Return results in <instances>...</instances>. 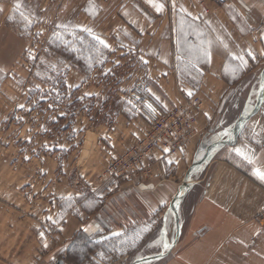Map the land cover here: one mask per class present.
Wrapping results in <instances>:
<instances>
[{
    "label": "rangeland",
    "instance_id": "1",
    "mask_svg": "<svg viewBox=\"0 0 264 264\" xmlns=\"http://www.w3.org/2000/svg\"><path fill=\"white\" fill-rule=\"evenodd\" d=\"M123 1L0 0V202L9 207V222L24 218L10 226V248L23 230V264H264V182L253 174L264 171V97L256 95L264 55H243L242 70L227 56L223 73L232 84L219 99L204 90L181 99L190 93L184 83L199 86L208 70L207 61L190 60L205 58L206 50L170 45L169 61H160L162 47L150 46L168 40L160 30L137 35L118 16L104 22ZM213 1L212 13L226 19L232 0ZM174 16L176 41L194 30ZM258 16L248 15L249 42L264 25ZM82 33L108 45L103 63L96 46L74 60ZM197 35L207 39L204 31ZM53 36L70 47L55 50ZM204 104L211 115L200 131ZM192 144L191 162L174 163L175 153ZM193 161L200 162L182 188ZM217 166L228 172V185L248 183L251 196L223 185L202 195ZM200 197L228 213L238 204L254 221L218 238L217 230L194 223L217 208L199 205Z\"/></svg>",
    "mask_w": 264,
    "mask_h": 264
},
{
    "label": "crops",
    "instance_id": "2",
    "mask_svg": "<svg viewBox=\"0 0 264 264\" xmlns=\"http://www.w3.org/2000/svg\"><path fill=\"white\" fill-rule=\"evenodd\" d=\"M97 2L99 3V1ZM155 2L162 3L164 5L162 11L157 12L152 4L148 2V0H125L113 6L112 10L109 11L110 16L106 18L104 22H107L110 19H114L115 16H118L119 19L123 21L122 26H127V29L133 31L137 35H142L143 31L150 27H155L156 29L160 30L161 39L168 40L158 41L153 39V41L150 42V46L162 47L156 52V54L159 53L157 55V59L162 62L169 61V58L167 57L169 49L167 47H169L170 45H199L203 47L204 51L206 50V53H209L210 56L206 55L205 58H193L190 60L198 62L207 61L208 65L206 66V68H208V70L203 71L201 77L202 80L200 81L199 86L191 87L188 84L184 83V85H186L187 87L186 90L189 91L190 94H188V92L187 95L182 94L181 99L184 98L186 100H190L192 99L190 95H192L193 93H198L202 90L207 93L206 96H208L210 100L211 97H218L219 99V97H221L225 93V91L229 90L228 88H230V85L232 84L230 79L223 73V68L226 63L227 56L232 57L233 55H245L249 52L250 49H252L250 52L253 55H264V37L262 41H260V36L263 32L264 25L256 27V32L257 34H259V36L257 35L256 37V35H252V40L254 43L249 42L245 39V36L249 31L248 27L250 25L248 15L254 13L255 15H259L258 17H264V0H232L231 2H227L225 10L226 19L216 17L215 13H212L210 8L216 7L213 0H155ZM177 14L180 15L181 19L186 23L183 29H186L187 31L192 29L194 31L182 37V39L179 38L174 41L175 36L173 34L177 29V19H175L174 15ZM156 18L159 20L156 21ZM243 27L245 31L243 30ZM178 28L180 29V27ZM231 30H233V32L235 31L236 33L233 34ZM198 31H204L207 39L205 38L206 40L200 41L197 35ZM225 45L227 47H225ZM204 51L202 49V55ZM160 90V92L162 93V87H160ZM206 106L207 105H205V108H203L202 110L203 113L199 119L198 127L197 125H195V127L199 128L200 131L204 129L205 123L207 122L206 120H208L211 115V111L206 108ZM203 118L204 120L202 122ZM197 144H192V146L190 145L188 150L186 147H184V149L181 150L182 153H175L176 158L174 163L177 162L178 165L179 163L183 164L187 160L188 162H191ZM168 158L169 160H171L172 156L170 155L169 157H167V160ZM222 168L223 166H217L211 170V174L208 176L209 181L206 185L207 188L205 187L204 191H202V195L206 192L207 189V193L211 195V193H213L217 186L219 187L223 185L224 188H230L232 189V191L235 190L238 194L243 195L247 192L246 195L251 196L252 188L248 183H245L241 187H239L237 181L228 185L230 176L228 172H224ZM147 186L149 188L152 187L151 184H148ZM122 191H124V189H122ZM201 197L196 199V203L200 201L199 205H204L206 207L213 206L214 203L205 201V199H201ZM189 200L190 198L188 196L187 201ZM214 206L217 207L216 204H214ZM236 206L238 208L234 213H228L222 210L220 206H218L217 208H212L216 210L214 212V217L207 215L203 220H197V217H194V223H196L197 221V223L204 224V226L208 225V232H212L214 229L217 230L218 238L226 237L228 233H233L236 228H243L249 222L254 221V217L252 216L253 214L245 213L242 207H240L238 204ZM113 211H117L115 206ZM9 213V207L0 202V264H23L24 259L22 257V254L24 253V248H21V246H23L24 244L25 239L23 230L16 232L17 239L14 248H10L9 235L10 231L13 232V230L10 229V226L14 225L13 222L21 223L23 225L24 218L22 214H16V219H12V221L9 222ZM67 222L68 219L65 220L64 225L61 229L62 233L66 231V228H68ZM80 226L82 230L85 228L84 224H81ZM32 237L33 239L36 238L35 243L37 249H41L42 241L37 228L36 237ZM32 237L29 238L32 239ZM47 245L45 241V249L48 247ZM20 249L22 250V252L19 251ZM10 251L12 252V255H10ZM33 254H35V251L33 252Z\"/></svg>",
    "mask_w": 264,
    "mask_h": 264
},
{
    "label": "snow or ice",
    "instance_id": "3",
    "mask_svg": "<svg viewBox=\"0 0 264 264\" xmlns=\"http://www.w3.org/2000/svg\"><path fill=\"white\" fill-rule=\"evenodd\" d=\"M148 2L152 4V6L156 9L157 12L162 11L163 8H164V5H163L162 3H156L155 0H148ZM25 19L27 20L28 18L25 17ZM61 27H65V26H64V25H61ZM88 31L90 32L91 30H88ZM97 39H99V38H97ZM99 43H100L101 45H103L104 47H108V45H107L103 40H99ZM225 47H227V46L225 45ZM205 54L210 56L209 53H205ZM247 55H248V56H252L253 54L249 51V52L247 53ZM232 59H233V60H238V61H239V65L237 66V70H242V69L246 66V63H247V62L245 61L243 55H233V56H232ZM189 94H190V93H189ZM256 95H257L258 97H264V81H261V82H260V84H259V91L257 92ZM148 107L151 108V105H148ZM152 111H155V109H152ZM225 135H227V132H225ZM165 151H167V149H165ZM235 151H236V153H237L238 155H242V156L244 155V154L241 152L240 149H235ZM245 159H248V160H249V163L252 162L251 159L248 158V157H245ZM253 174H254V175H255L260 181L264 182V171H262V170H260V169H254V170H253ZM68 199L70 200L71 197H68ZM113 235H115V236H119L120 233H113ZM163 247H164L165 249H167V248H168V244H167L166 242L163 243Z\"/></svg>",
    "mask_w": 264,
    "mask_h": 264
},
{
    "label": "trees",
    "instance_id": "4",
    "mask_svg": "<svg viewBox=\"0 0 264 264\" xmlns=\"http://www.w3.org/2000/svg\"><path fill=\"white\" fill-rule=\"evenodd\" d=\"M83 34V33H82ZM84 36H83V43L81 44V45H79V47L76 49V51H74V53H73V55H72V57H74V60L76 59L75 57H76V55H78V54H81V53H83L82 51H84V53L86 54V56H89L90 54H89V50H88V48H90V47H97V51H99L101 54H95L96 55V57L97 56H102V58H101V61H102V63L104 62V60L107 58V54L110 52L107 48H105L103 45H100L99 43H98V41H96V40H94V39H92V38H90L87 34H83ZM60 40H62L61 38H59V37H57V36H53L52 37V44H55V43H57V46L56 45H54V49L55 50H59V46L61 45V48H60V51L59 52H61V50H65L66 49V46L67 47H70V45H71V43H64L63 41L61 42V44L59 43V41ZM81 40V41H82ZM98 47H100V48H98ZM79 48H81V49H79ZM81 50V51H80ZM85 51H88V52H85ZM95 55H92V56H95ZM72 59V61H73V58H71ZM65 87V84L63 83V88Z\"/></svg>",
    "mask_w": 264,
    "mask_h": 264
},
{
    "label": "water",
    "instance_id": "5",
    "mask_svg": "<svg viewBox=\"0 0 264 264\" xmlns=\"http://www.w3.org/2000/svg\"><path fill=\"white\" fill-rule=\"evenodd\" d=\"M211 145H208V147H206V149H205V151H204V154H203V156L201 157V160H204V159H206L207 158V156H208V154H209V152H210V147ZM200 161H193L192 163H191V165L188 167V169H187V171H186V173H185V175H184V179H183V182H182V188L184 187V186H187L188 185V180H189V177H190V175H191V172H192V170H193V168H194V166L195 165H197L198 163H199ZM56 264H63V260H61V259H59L57 262H56Z\"/></svg>",
    "mask_w": 264,
    "mask_h": 264
},
{
    "label": "built area",
    "instance_id": "6",
    "mask_svg": "<svg viewBox=\"0 0 264 264\" xmlns=\"http://www.w3.org/2000/svg\"><path fill=\"white\" fill-rule=\"evenodd\" d=\"M169 113H170V112H169ZM169 113H167L166 115L169 116ZM171 115H172V113L170 114V116H171ZM186 119H188V117H187ZM179 120H180V118H179ZM169 124H170V123H169ZM169 124H168V125H169ZM168 127H169V126H168ZM160 140H161V137H158V138H157V141H160ZM164 140H166V139H164ZM157 141H156V142H157ZM163 144H164V143H163ZM160 145H161V144H160ZM178 146H179V145H178ZM178 146H177V147H178ZM180 146H181V144H180ZM178 148H179V147H178ZM112 171H113V172H116V168H115V169H112Z\"/></svg>",
    "mask_w": 264,
    "mask_h": 264
}]
</instances>
